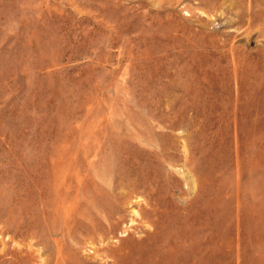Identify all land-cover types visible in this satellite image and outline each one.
I'll list each match as a JSON object with an SVG mask.
<instances>
[{"label":"rangeland","instance_id":"1","mask_svg":"<svg viewBox=\"0 0 264 264\" xmlns=\"http://www.w3.org/2000/svg\"><path fill=\"white\" fill-rule=\"evenodd\" d=\"M0 264H264V0H0Z\"/></svg>","mask_w":264,"mask_h":264}]
</instances>
